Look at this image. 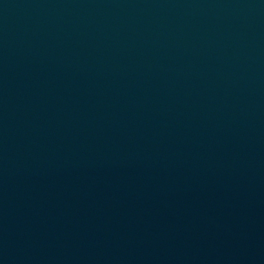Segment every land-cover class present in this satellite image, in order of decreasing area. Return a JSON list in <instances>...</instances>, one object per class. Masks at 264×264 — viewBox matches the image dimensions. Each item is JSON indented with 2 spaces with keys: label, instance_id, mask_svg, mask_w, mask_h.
Here are the masks:
<instances>
[{
  "label": "water",
  "instance_id": "water-1",
  "mask_svg": "<svg viewBox=\"0 0 264 264\" xmlns=\"http://www.w3.org/2000/svg\"><path fill=\"white\" fill-rule=\"evenodd\" d=\"M0 264H264V0H0Z\"/></svg>",
  "mask_w": 264,
  "mask_h": 264
}]
</instances>
